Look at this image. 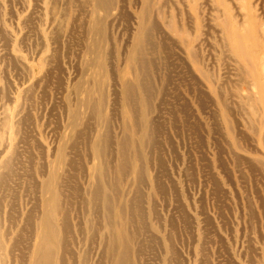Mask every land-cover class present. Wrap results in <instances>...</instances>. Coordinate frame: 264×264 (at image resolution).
I'll list each match as a JSON object with an SVG mask.
<instances>
[{"label": "rangeland", "instance_id": "obj_1", "mask_svg": "<svg viewBox=\"0 0 264 264\" xmlns=\"http://www.w3.org/2000/svg\"><path fill=\"white\" fill-rule=\"evenodd\" d=\"M142 2L111 0L101 17L92 0H0V159L18 153L4 210L32 218L14 234L31 243L63 148V264H264V91L239 67L262 55L264 0H151L140 70ZM245 18L255 37L234 47L226 23ZM101 168L120 243L104 234L102 187L88 203Z\"/></svg>", "mask_w": 264, "mask_h": 264}, {"label": "bare ground", "instance_id": "obj_2", "mask_svg": "<svg viewBox=\"0 0 264 264\" xmlns=\"http://www.w3.org/2000/svg\"><path fill=\"white\" fill-rule=\"evenodd\" d=\"M92 1H93V4H94L95 9L98 10L99 13H100L101 10H105V9L108 10L110 8L111 0H92ZM143 4H144V6H143V8L141 7L142 8V11H141V14L139 15V21H138L139 22V27H138V32H137L138 39H137L136 44L132 48V50H133V54H132L133 58H129L130 59L129 61L131 63H132V61H133V63L135 62L134 64H136V66H139L140 70H141V67L140 66L142 65L141 62H143L142 55H143V52H144V42L148 38V33H147V30L149 29L148 26H151L153 24V22H156V19L152 23L150 22V17H149V14L150 13H148V11L150 10L151 0H144V2H142V5ZM154 11H155V9H154ZM99 13L97 12V16L99 15V16L102 17L103 16V13L101 12L102 13V14L100 13L101 15ZM101 17L99 19L97 17V20H96L97 23H95L96 24L95 25V28L98 29V30H103V27L104 26H102V23H105V22H102L104 19L102 20ZM103 17H105V16H103ZM254 18H256V17H254ZM231 19H232V17L231 18H228L227 21H230ZM111 20H110V22H111ZM248 20H250V19H246L245 18L242 22H240L238 24H236L235 21H232L230 23L229 22L226 23V25L228 27V30H227V32H228V39H229V42H231L232 46H234V47L240 46L241 47L243 45V43H244L245 40H247V39L248 40L254 39V37H255L254 35L255 34L251 33V31H249L247 29L246 25H245V24H247L249 22ZM242 30H245L244 33L241 32ZM96 33H97V30H96L95 34ZM99 35H100V33H99ZM104 35H102V36H104ZM103 40H105V39H103ZM4 42H5V40H4ZM57 44H58V42H57ZM91 44L92 43H90V45ZM91 46H89V47H91ZM99 46H102V45H99ZM188 47H189L188 48V51H187L188 54L190 56L195 57L197 55V51L194 49V47L192 46V44H188ZM248 47L249 46H244V49L245 48L247 49ZM254 47H257V46H254ZM101 49H102V47H101ZM93 52H94V50H93ZM96 55H97V53H96ZM130 56H131V54H130ZM5 57H6V55H5ZM92 57H95V56L92 55ZM242 58H243L242 59V62H239L240 63L239 64V67H240L241 72H247L250 75H252V76L255 77V79H254L255 81L252 82V83H249L248 85L250 87L251 86L258 87V88H260L261 90L264 91V79H262V76H261L262 74H264V49L262 51V55H260L258 58H248L245 55H243ZM12 59H13V57H12ZM91 61H93V60H91ZM90 62H88V63H89L90 66H92V64H90ZM144 62H145V60H144ZM185 63H186V61H185ZM142 66L144 68V64ZM88 68H89V71H90V67H88ZM82 70H83V68H82ZM86 71H88V70H86ZM86 71H83V73L85 74ZM189 71H190V69H189ZM140 77H141V75L140 76L137 75V78H135V80L133 82H126V83L123 84V88H124L126 94L128 92L130 93V91L132 89L136 88L137 86L142 87V85L144 84V81H142ZM80 80H82V79H80ZM135 82H137V83H135ZM137 84H139V85H137ZM140 101H141L140 104H147V99H145L144 97H141V100ZM77 103H76V105H77ZM75 112H76V110H75ZM72 114H71L72 115L71 121L73 119L74 120L76 119L75 113H72ZM57 118H59V117H57ZM9 122H10L9 123V127L11 129L12 134H15L16 133V130L14 128V123L12 121H9ZM60 138H62V136ZM59 141H60V139L58 140V145H59ZM98 141H99V139L92 146V148L96 152V154H100V148L98 147ZM155 141H157V140H155ZM27 142L28 141H26L25 143H27ZM61 143H60V145H61ZM9 148H10V151H8V152L6 151L7 153H5V155L0 159V264H19L20 262H21V264H63L64 263L63 262V257H64L63 256V250L64 249L62 248V244L63 245H64V243L66 244V242L64 241V239H65L64 237H66V233L68 231V223H69L68 220H67V217L64 215V212L61 211L62 210V206H63V199L62 198H64V193H63V190H62V187H63V174H62V172H60L62 170L61 167H60V165L62 166V164L64 165V163H66V157H65V153L63 151V148L62 149L60 148L61 149L60 150V158H59V162L57 163L59 166H56L54 164L52 166L51 170L48 171V174L44 177V179H43V181L41 183V190H42V193H43L44 196L42 198L41 211H40L39 215L36 218V225H35V229H34L33 234H32L33 239L31 241V243H30V241L27 243L26 242L27 240H25V239H20L21 237L20 238L19 237L17 238L16 237L17 234L16 235L14 234V231L19 230L20 228H24L23 229V232L21 234H23L26 231V227L29 226V223H30V221L32 219V218L30 219V215H28V214H25L24 215V213H21L20 216H17L16 215V217H15L12 214L13 211H11V209H13V207L7 209V212L6 213H5V210H4V206H8L9 207V205H6L4 203V200H7V195L10 192V190H9L10 189L9 188L10 187V185H9V182L10 181H9V179L11 178V176H13L12 173L14 172V163H15V159H16L17 154H18V153L16 154L17 151L15 152V149H14V147L12 145ZM67 164H70V163H67ZM65 171H66V169H65ZM45 173H46V171H45ZM103 173H104V169L101 168L100 169L99 183L97 185H95V186H90L91 188L89 189L90 190V194H89L88 203L92 207H94L96 205V203H97V194L101 192L100 188L102 187V190H103L102 207L104 208V212H105V215H106L105 216V219H106V222L105 223L106 224H105V227H104V234L107 235V233H108V235H107V237H108V239H107L108 240V244H109V234L110 233H112V235L115 236L116 242L117 243H120L123 240V236H124V232H123L124 228H123V225H122V223H123L122 206H121V202L119 201V199L115 203L114 202V198H112L111 194H109L110 187H108L106 185V183L104 182L105 181L104 180L105 174H103ZM92 190H93V194H92ZM87 193H89V191H87ZM92 195H94V196H92ZM1 199H3V200H1ZM249 202H251V201H249ZM203 208H205V207H203ZM249 210H251V209H249ZM111 211H112V215H113L112 218H111L112 215H109V213ZM99 212H100V210H99ZM205 212H206V210H205ZM111 220H112V224H111ZM19 222H20V224H16V227L14 225H12L13 223H19ZM31 224H32V222H31ZM105 240H106V238H105ZM104 245H105V243H104ZM227 252H228V250H227ZM18 253H22L23 256L20 255V254H18ZM24 253H27L26 256H24ZM14 254L19 255L20 258L17 257V256H15Z\"/></svg>", "mask_w": 264, "mask_h": 264}]
</instances>
